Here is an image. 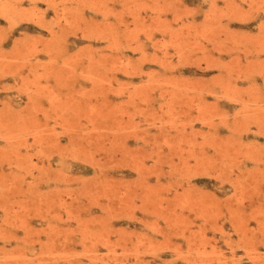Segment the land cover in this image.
I'll list each match as a JSON object with an SVG mask.
<instances>
[{
	"label": "rangeland",
	"instance_id": "1",
	"mask_svg": "<svg viewBox=\"0 0 264 264\" xmlns=\"http://www.w3.org/2000/svg\"><path fill=\"white\" fill-rule=\"evenodd\" d=\"M0 264H264V0H0Z\"/></svg>",
	"mask_w": 264,
	"mask_h": 264
}]
</instances>
